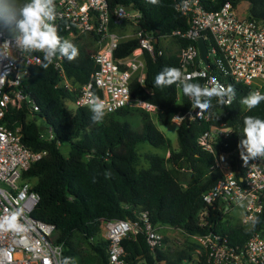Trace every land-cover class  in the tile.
I'll return each instance as SVG.
<instances>
[{
    "label": "trees",
    "instance_id": "1",
    "mask_svg": "<svg viewBox=\"0 0 264 264\" xmlns=\"http://www.w3.org/2000/svg\"><path fill=\"white\" fill-rule=\"evenodd\" d=\"M179 0H160L153 5L148 0H108L112 19L118 5H132L141 13L139 26L153 31L156 36L186 29L187 19L176 9ZM226 1L237 6L241 0H217L209 8L219 9ZM250 19L264 18V0H247ZM113 27V26H112ZM60 36L66 38L65 32ZM86 40V46H77L79 55L73 61L64 58L69 78L77 85L88 82L94 70V61L86 47H95V37H78ZM138 39L120 42L114 52L123 58L139 47ZM159 49V44L156 45ZM146 78L142 84L134 80L131 93L134 97L157 106V120L161 125L173 122L177 114H185L192 107L189 97L178 95L177 85L157 87L155 76L165 66L180 68L178 50L152 57L145 53ZM60 74L53 64L47 69L33 67L31 76L24 81L23 90L35 103L37 110L11 109L7 120L11 126L22 127L24 143L34 151L47 154L36 161L25 177L33 182V189L40 200L32 216L55 225L56 241L64 242L63 257L75 261L80 256L78 241L91 245L92 264H107L108 240L100 238L103 224L110 219L136 218L140 211L147 210L154 225H170L190 234L227 235L231 244L242 250L249 238L258 231L263 221L243 225L218 212L208 218L209 225L200 226L199 212L206 206L203 193L221 178L216 169V155L199 145L198 138L212 127L228 128V136H218L213 145L217 153L238 151L242 134L243 118L248 115L264 118V102L250 112L240 103L242 97L254 90L253 86L228 79V85L236 89V99L229 106H220L215 98L210 112L215 115L209 121L189 123L185 119L177 128L178 148H171V141L160 131L157 124L142 110L143 121L134 127L127 120L113 118V114L126 116L131 108L126 107L106 114L101 122L92 120L87 107L75 110L67 105L79 95V89L70 91L60 86ZM191 82L204 84L205 79L196 77ZM264 93V87L261 89ZM219 117H217V114ZM31 117V118H30ZM108 117V119H107ZM39 119L44 121L39 123ZM50 132V134H47ZM53 135L52 137L50 135ZM147 143L156 148L168 149L170 156L149 153L148 166L138 167V147ZM68 145L69 154L61 147ZM232 161L235 167L237 155ZM192 173L186 177L185 171ZM212 224V225H210ZM189 245L173 251L157 248L152 251L146 235L129 234L123 240L126 249V264H208L203 254L194 255L201 246L192 239Z\"/></svg>",
    "mask_w": 264,
    "mask_h": 264
},
{
    "label": "built area",
    "instance_id": "2",
    "mask_svg": "<svg viewBox=\"0 0 264 264\" xmlns=\"http://www.w3.org/2000/svg\"><path fill=\"white\" fill-rule=\"evenodd\" d=\"M216 1L190 0L187 10L180 7L182 0L177 1L176 9L186 17L188 27L156 36L153 31L139 26L141 13L128 10L127 5H118L112 19L108 0H56L59 16L55 23L59 35L63 31L66 39L95 37V50L91 56L94 70L88 82L75 84L67 75L64 58L57 56L52 64L60 74L59 85L70 91L79 89L76 100L70 101L75 108L87 107L86 99L89 94H94L113 109H106V114L126 107L156 112L157 106L132 95L131 84L134 80L145 82V53L152 57L163 55L167 53L164 42L176 39L180 69L185 74L199 77L200 73H205V83L207 77L215 76L226 86L227 80L231 79L261 92L264 87V18L240 17L232 1H226L219 9L209 8ZM200 37L204 38L208 48L207 63L198 45ZM129 39H138L139 47L128 56L116 58L114 52L120 42ZM13 54L18 59L9 72L4 73L8 61H0V221H9L0 228V264H45L46 259L56 264L57 252L63 256L64 242L56 241L54 224L32 216L40 196L33 189V182L24 175L47 152L28 147L23 141L22 127L11 126L7 120L11 109L27 107L31 114L37 110L34 101L24 93L23 84L31 76L33 67L40 66L43 54L34 52L23 59L15 51ZM177 89L180 97L182 88L177 85ZM199 111L191 107L173 120L179 126L185 119L195 123L209 121L215 115L205 112L199 116ZM229 131L216 126L198 138L203 149L216 155L215 168L221 173L218 182L203 193L206 206L198 214L202 227L209 225L212 212L237 218L243 225L252 224L253 219L264 215V158L249 160L245 165L239 150L217 153L213 141L218 136H228L226 132ZM219 155H232V158L228 163H221ZM236 155L240 158L234 167L232 161ZM238 210H241L240 214H237ZM161 227L151 222L147 210L140 211L136 218L106 220L103 230L108 240L107 264H126V249L122 242L129 234H145L152 251L162 248L165 242L159 231ZM179 230L201 246L194 255L198 258L203 254L208 264H264V217L260 229L253 233L242 250L234 247L227 235L212 231L206 235L190 234ZM4 251L10 254V260Z\"/></svg>",
    "mask_w": 264,
    "mask_h": 264
},
{
    "label": "clouds",
    "instance_id": "3",
    "mask_svg": "<svg viewBox=\"0 0 264 264\" xmlns=\"http://www.w3.org/2000/svg\"><path fill=\"white\" fill-rule=\"evenodd\" d=\"M159 2L160 0H148V3L153 5ZM180 7L187 10L190 7V0H182ZM58 16L56 0H0V38H2L0 61H8L4 73L9 72L18 59L13 54L14 51L22 59L34 52L42 53L43 59L40 61V67L43 69H47L57 56L66 58L68 61H73L78 57L79 49L72 40L59 35L55 23ZM196 77L197 74H185L180 68L165 66L156 74L154 83L161 88L178 85L182 88L183 94L192 101V108L200 110L197 113L199 116L210 112L214 107L213 98L220 106L231 105L236 99V89L232 85L222 84L215 76L207 77L204 84L191 82ZM199 77L204 78L206 74L200 73ZM261 102H264V93L258 90L249 92L240 100L245 110L249 112L257 108ZM85 104L92 112V120L97 123L104 119L106 109L113 110L94 94H89ZM241 132L237 148L244 164L247 165L249 160L264 158V118L253 115L245 116ZM226 133H231V131ZM8 222L7 220L0 221V228ZM258 222V218L253 219V226ZM3 254L9 260L11 259L6 251ZM45 264H51V262L46 259ZM56 264H75V261L57 252Z\"/></svg>",
    "mask_w": 264,
    "mask_h": 264
},
{
    "label": "rangeland",
    "instance_id": "4",
    "mask_svg": "<svg viewBox=\"0 0 264 264\" xmlns=\"http://www.w3.org/2000/svg\"><path fill=\"white\" fill-rule=\"evenodd\" d=\"M250 3L247 0H241L240 3L237 5V12L240 17L246 18L248 17V8H249ZM73 43H75L77 46H86V40L79 39V38H71ZM164 47L165 51L168 53H173L176 52L177 49L179 48V45L176 41V39H172L169 41L164 42ZM87 53H89L91 56L95 50L94 46H87L86 47ZM67 105L69 108L75 110L76 108L74 105L70 102L67 101ZM146 113L149 115V117L157 124L158 128L160 131L171 141V148H178V133H177V121H174L171 124L168 125H161L159 124L157 120V111L156 112H148ZM115 119H120V120H127L130 123L133 124L134 127H139L143 121L142 117V110L139 108H131V112L126 115V116H120L118 114H113L112 116ZM31 118V117H30ZM108 119V117H107ZM40 124H43L44 121L42 119L38 120ZM47 134H50V132H47ZM62 152L65 155L69 154V146L68 145H63L61 147ZM138 152H139V162H138V167L139 168H144L148 166L147 162V155L149 153H155V154H160L168 158L170 156V152L168 149H163V148H156L153 147L150 144L147 143H142L138 147ZM219 160L221 163H228L230 162L232 155H222L218 156ZM186 177L190 178L192 176V173L189 170L185 171ZM241 210L237 211V214H240ZM235 220H238L237 218H234ZM161 234L164 235V246L162 247L164 251H173L176 250L177 248H180L181 246H186L192 243L189 241V238L186 237L184 233H182L179 228L173 229V228H167L166 226H163L159 228ZM100 238H104V230L102 229ZM78 249L80 250V256L75 260V264H92L91 262V255H92V249L91 245L88 244L86 241H78ZM198 249V248H197ZM197 252V250H196ZM141 264H144V262H141Z\"/></svg>",
    "mask_w": 264,
    "mask_h": 264
},
{
    "label": "water",
    "instance_id": "5",
    "mask_svg": "<svg viewBox=\"0 0 264 264\" xmlns=\"http://www.w3.org/2000/svg\"><path fill=\"white\" fill-rule=\"evenodd\" d=\"M127 9L128 10H132V9H134V6L129 5V6H127ZM198 45H199V48H200V51H201V55H202L203 59L206 61V63H207L208 62V58H207L208 48H207L206 42H205L203 37H200L198 39Z\"/></svg>",
    "mask_w": 264,
    "mask_h": 264
}]
</instances>
